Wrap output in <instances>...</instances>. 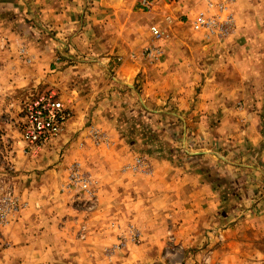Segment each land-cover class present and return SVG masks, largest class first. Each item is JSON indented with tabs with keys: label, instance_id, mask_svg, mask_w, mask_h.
<instances>
[{
	"label": "rangeland",
	"instance_id": "374dc122",
	"mask_svg": "<svg viewBox=\"0 0 264 264\" xmlns=\"http://www.w3.org/2000/svg\"><path fill=\"white\" fill-rule=\"evenodd\" d=\"M222 1L209 7L203 0H19L17 9L3 12V25L17 39L8 41L0 26V50L18 53L19 79L28 83L0 91V206L6 210L0 264H264V214L233 201L213 215L217 223L209 219L197 229V217L188 214L181 226L179 182L170 170L179 169L181 157L202 160V144L188 141L181 148L179 130L189 122L182 116L211 90L231 96L239 112L223 120L225 130H242V136L250 127L264 131V73L248 71L247 86L240 87V72L226 77L223 55L213 53L228 46L237 29L257 34L264 0H237L221 13ZM201 13L221 20L230 15L227 33L194 29ZM151 26L160 37L152 36ZM256 43L253 38L246 47ZM121 68H128L123 76ZM227 81L238 86L211 87ZM47 94L63 102L69 118L54 146L26 155L20 122L26 106ZM142 97L151 98V110L165 108L163 119L175 129L155 131L160 122L143 120L142 112L129 121V108ZM220 117L198 121V129L220 130ZM189 125L196 130L193 121ZM209 142L215 166L201 175L221 196L230 194L234 185L224 179L220 141ZM152 159L167 162L164 177L146 175ZM122 166L132 168L129 175L120 177ZM74 174L90 182L92 194L73 182Z\"/></svg>",
	"mask_w": 264,
	"mask_h": 264
},
{
	"label": "crops",
	"instance_id": "0c3cea01",
	"mask_svg": "<svg viewBox=\"0 0 264 264\" xmlns=\"http://www.w3.org/2000/svg\"><path fill=\"white\" fill-rule=\"evenodd\" d=\"M18 4L19 0H0V26L4 27L3 32H7L3 34L8 41H10L9 36L13 37V39H17V37L11 35V29L7 30L9 27L6 22L3 25L5 14H3V12L15 8L17 9ZM260 16L261 18H264V16ZM259 28L257 34L256 32L253 35L251 33L250 36H244L241 30L238 31L237 29L234 33V37L230 40L233 41L230 42L228 46H224L222 50H213V53H216V55L222 54L224 57L221 69L226 71V77L235 78L236 72H240V87L247 86V83L242 82V78L246 76L248 71L255 73L261 71L264 73V25L262 21L259 23ZM13 34L16 33L14 32ZM255 35L257 36L255 37ZM253 38L259 42L256 43V47H246L248 43L252 42ZM9 48L10 47L7 46L5 50L3 49L4 52L0 53V91H2L3 88L16 91L18 87L28 83L27 81L20 82L19 78L22 74L20 73V64L17 57L18 53H16L14 49ZM3 50H0V52ZM126 70H128V68L120 69L122 76ZM10 74H13L11 78H6ZM34 75L35 80L38 81L39 75ZM227 82L229 83H213L212 86H210L213 87V89L217 85L225 86L227 88L238 86L234 81ZM206 96H208V99ZM206 96V98L202 95L200 96V99H198L196 103L197 107L196 105L195 108L193 107V110L195 109V111L190 112L189 117H186V114L182 116L184 119L187 118L189 122L184 120L182 122V132L179 130V134L181 133V140H179V142L183 146L181 148L184 149L186 146L183 144L188 141H194L195 144H192L193 146L199 142L202 144L200 148L203 147L201 151L204 156L202 157V160H184L182 157H179V169L176 170V166H174V169L173 167L170 169L171 171H174L172 173L174 182H179V194L176 196V199L179 203L178 214L180 215V224L182 226L189 218L187 215L190 214L197 217L196 222H194L195 228L197 229H200L201 225L205 228L207 226L206 223H210L209 219H211V224L217 223V220H214L213 215L221 209H231L230 205L233 201H236L240 207H243L247 202L250 204L252 203L253 205L251 207L254 210L260 211L259 213L264 214V131L258 130L259 128L257 129L256 127H250V130H245L244 136H242V134L237 135V133L242 132V130H225L226 127L223 120L227 118L232 119V117L239 115L238 110L235 109L234 106L235 102L232 101L233 99H231V96L223 97V95H216L215 89L211 90ZM78 100L81 101L82 98H79ZM138 100L141 106L135 104L128 110V113L130 114L129 121L134 123L143 115V120H147V122L149 119H155L160 122L159 125L162 127H159L154 123V130L159 131V133L164 130V128H169L171 130L175 129L174 124H171L170 122V125H167L168 123L163 119L165 118V114L169 115V113L165 112V108L151 110V98L149 100L142 97ZM155 103L163 105L161 101ZM171 115L175 114L171 113ZM217 117L221 118V123L217 124L220 130H215L216 126L213 128L214 130H208L206 128L205 130L198 129V126L200 127L198 121H201V124L204 125L203 119L205 121L206 119L208 121L212 119L213 121ZM251 118L254 117L251 116ZM192 121L194 125H196V130H187ZM137 127L140 128L139 125L136 124L135 129H138ZM143 130H148L144 123ZM211 139H217L220 141L219 145L222 146V150H219V152L223 154L221 159L225 160L227 163L226 165H223V175L228 177H224V179L233 180L234 189L231 190L230 194L224 193L223 196L220 195V192H216L211 182H206L204 180L205 177L201 175V171L207 170L208 172H211L214 170V161L210 157V154H212L211 144L213 143L209 142ZM204 143L206 145H204ZM198 151L199 150L197 149L195 152ZM122 155L123 154L121 153V156ZM130 155L133 156V154ZM217 157L219 156L217 155ZM152 160L154 161L149 162V166L147 169L145 168L147 172H149L146 175H156V177L158 175L160 178L164 177L163 171H166L169 166H167V162L158 159ZM124 162L126 161L123 159V163ZM119 170L120 177H123L129 175L132 168L122 166ZM178 170L179 177H177ZM201 189H207V195L201 193ZM154 199L158 200V195H155ZM207 199L208 201H206ZM155 213L159 214L158 212ZM224 213H226V211ZM205 216L207 219L204 218ZM200 217H202V220Z\"/></svg>",
	"mask_w": 264,
	"mask_h": 264
},
{
	"label": "built area",
	"instance_id": "2783aa9c",
	"mask_svg": "<svg viewBox=\"0 0 264 264\" xmlns=\"http://www.w3.org/2000/svg\"><path fill=\"white\" fill-rule=\"evenodd\" d=\"M207 6L212 7V0H203ZM237 0H223L217 6L221 13L228 9L229 4ZM230 15L221 20V16H208L199 14L193 23V28L205 29L213 35L226 34L228 25L231 24ZM229 29V28H228ZM150 32L153 37L158 38L161 31L156 26H151ZM69 118V111L61 100L55 98L54 94L36 96L26 106L25 114L20 122L19 138L22 143V151L26 155L38 154L54 146L55 142L62 136L65 124ZM73 182L86 194H92L89 187L90 182L81 180L78 174L72 175ZM6 210L0 206V217H4Z\"/></svg>",
	"mask_w": 264,
	"mask_h": 264
}]
</instances>
